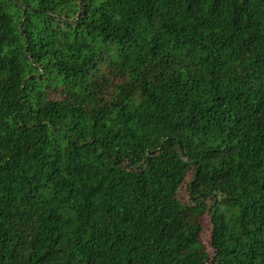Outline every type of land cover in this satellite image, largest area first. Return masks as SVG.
Instances as JSON below:
<instances>
[{
	"label": "trees",
	"instance_id": "16d2710c",
	"mask_svg": "<svg viewBox=\"0 0 264 264\" xmlns=\"http://www.w3.org/2000/svg\"><path fill=\"white\" fill-rule=\"evenodd\" d=\"M0 264H264V0H0Z\"/></svg>",
	"mask_w": 264,
	"mask_h": 264
},
{
	"label": "rangeland",
	"instance_id": "374dc122",
	"mask_svg": "<svg viewBox=\"0 0 264 264\" xmlns=\"http://www.w3.org/2000/svg\"><path fill=\"white\" fill-rule=\"evenodd\" d=\"M210 218L206 216L202 222V230L200 233V241H202L206 246L208 251H212L210 247L211 241V231H210Z\"/></svg>",
	"mask_w": 264,
	"mask_h": 264
}]
</instances>
